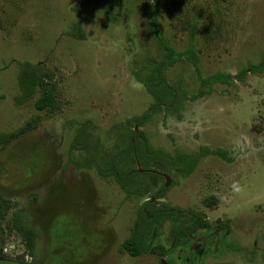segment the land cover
<instances>
[{"label":"rangeland","instance_id":"374dc122","mask_svg":"<svg viewBox=\"0 0 264 264\" xmlns=\"http://www.w3.org/2000/svg\"><path fill=\"white\" fill-rule=\"evenodd\" d=\"M155 3L124 0L107 15L85 0H0V134H17L0 144V194L12 205L0 213V264L23 256L27 264H264V72L239 78L264 55V0L157 3L173 48L186 50L193 33L202 77H233L193 99L202 89L196 68L181 60L166 71L187 99L178 114H157L142 130L169 154L214 152L191 173L169 168L153 192L129 196L114 178L75 164L85 158L71 146L81 125L90 122L91 134L112 149L113 127L154 102L133 71L162 57L147 29ZM81 16L86 38L77 40L69 30ZM19 61L39 65L54 88L48 110L36 109L37 97L16 103ZM164 185L159 202L194 210L209 226L174 247L169 231L181 220H166L154 251L132 257L123 243L137 211ZM17 217L36 232L33 253L15 228Z\"/></svg>","mask_w":264,"mask_h":264},{"label":"trees","instance_id":"16d2710c","mask_svg":"<svg viewBox=\"0 0 264 264\" xmlns=\"http://www.w3.org/2000/svg\"><path fill=\"white\" fill-rule=\"evenodd\" d=\"M87 3L99 4L108 15V8L113 4H122L124 0H85ZM162 0H157V3ZM152 7V13L147 18V29L155 38L161 50L162 57L159 61H143L139 67L133 71L136 79L142 83L148 93L154 98V102L142 115L115 125L112 133L115 136V143L112 149L106 148L101 139L94 137L90 128V122L81 125L72 142V149L85 152V158L75 161L78 168L94 169L102 178H114L116 183L127 195H144L154 191L158 187L159 180L163 178L169 168L180 173H191L202 157L210 150L203 149L199 153L186 154L177 152L169 154L166 151L154 148L148 139L147 133L142 130L143 126L155 115L178 114L187 99V95L182 86L171 84L166 76V71L181 60L190 62L199 73L201 80V91L193 99L202 96L205 92L203 88L215 83L230 84L233 77L230 74L217 73L209 77H202L199 69V56L197 53L195 38L193 33L190 38V45L184 51L173 48L165 38L158 22V4ZM78 12L79 9H77ZM84 18L75 23L69 30V36L84 40L86 33L83 28ZM18 85L20 95L16 103L26 104L37 97L35 107L39 111H45L54 105V88L50 87L44 78L37 64L28 61L18 62ZM264 72V55L258 64H249L239 74L242 80L249 72ZM137 128H141L137 130ZM26 130L24 128L22 131ZM16 135H1L0 144L9 142ZM215 153H220L217 151ZM169 189L168 186L157 188L155 199L146 200L137 211V218L131 235L123 243V249L132 257L149 254L154 251L153 241L157 236L158 229L169 219H179L169 231V238L174 247L186 245L192 239V235L200 229L209 226L208 221H204L202 216L194 211L175 208L171 205L159 202ZM11 202L4 199L0 194V213L4 216L11 207ZM19 219V220H18ZM21 217H17L16 230L25 242L26 249L33 253L36 241V232L32 226L23 224ZM19 221V222H18ZM21 222V223H20ZM0 260H2L0 256ZM11 264H27L25 257H19V261Z\"/></svg>","mask_w":264,"mask_h":264},{"label":"flooded vegetation","instance_id":"af4514ba","mask_svg":"<svg viewBox=\"0 0 264 264\" xmlns=\"http://www.w3.org/2000/svg\"><path fill=\"white\" fill-rule=\"evenodd\" d=\"M192 237H193V235H192ZM192 239H193V238H192ZM192 239H191V241H192ZM191 241H190V242H191ZM190 242H189V243H190ZM187 244H188V243H187ZM182 246H183V245H182Z\"/></svg>","mask_w":264,"mask_h":264}]
</instances>
